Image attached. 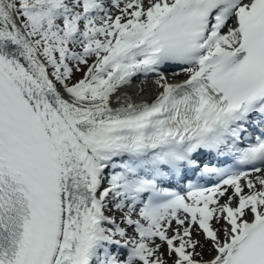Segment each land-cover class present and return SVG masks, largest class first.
<instances>
[{"label": "snow or ice", "instance_id": "snow-or-ice-1", "mask_svg": "<svg viewBox=\"0 0 264 264\" xmlns=\"http://www.w3.org/2000/svg\"><path fill=\"white\" fill-rule=\"evenodd\" d=\"M0 264H264V0H0Z\"/></svg>", "mask_w": 264, "mask_h": 264}, {"label": "bare ground", "instance_id": "bare-ground-1", "mask_svg": "<svg viewBox=\"0 0 264 264\" xmlns=\"http://www.w3.org/2000/svg\"><path fill=\"white\" fill-rule=\"evenodd\" d=\"M153 77H151V80L147 83L145 81H134V79L131 83V85L129 87H125L123 88L119 95L123 96V95H130L133 99L134 102L139 103L141 101H147V102H151L152 100H154L156 94H157V89L155 88V75H151ZM170 81L173 82H182L183 80L177 81L174 80V77L177 76H173L172 73H170L169 75H167ZM186 78V76L184 77V79ZM141 90H143V93L141 94ZM113 106H117L115 104H113Z\"/></svg>", "mask_w": 264, "mask_h": 264}, {"label": "rangeland", "instance_id": "rangeland-1", "mask_svg": "<svg viewBox=\"0 0 264 264\" xmlns=\"http://www.w3.org/2000/svg\"><path fill=\"white\" fill-rule=\"evenodd\" d=\"M176 71H180V70H176ZM79 78H82V73H76L72 82L74 83ZM209 255H210V253L208 252L207 249H205V259H207L209 257Z\"/></svg>", "mask_w": 264, "mask_h": 264}]
</instances>
